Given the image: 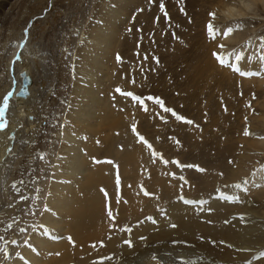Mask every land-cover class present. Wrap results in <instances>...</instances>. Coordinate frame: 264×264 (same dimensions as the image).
<instances>
[{
	"label": "rangeland",
	"instance_id": "374dc122",
	"mask_svg": "<svg viewBox=\"0 0 264 264\" xmlns=\"http://www.w3.org/2000/svg\"><path fill=\"white\" fill-rule=\"evenodd\" d=\"M223 3L225 5L229 3L232 7L243 10L246 15L240 16L241 18L226 19V12H217L219 7L224 6ZM242 3L247 5L248 1L10 0L5 8L0 10V79L1 74L6 70L5 56L12 55L10 52L18 43V37L24 36L13 59L21 63L24 57L27 66L31 68L33 81L38 84H35V88L41 86L40 101L34 103L32 100L33 103L29 108L35 110L27 117L29 124L26 129L18 133L19 135L16 134L9 139V146L7 145L4 150L6 154L4 153L1 160L5 162L0 164L3 170L5 169L2 171L3 174H0V215L3 213L9 215L7 223H0V231L4 230L6 234L0 240V257L3 259L1 256L3 252L5 258H8L5 264L12 261L17 254L20 255L23 246L29 245L31 234L38 235L35 227L37 229L39 223L41 226L40 218L48 205L46 199L51 190L49 186L54 183L53 168L50 167L58 163L59 155L66 154L62 152L64 148L62 149L61 146L65 145V141L67 142V132L74 133L69 128L73 125L69 121L73 113L78 111L85 116L86 114L83 113L87 109L88 113L91 112L90 118L93 119L94 112L98 111L95 118L99 119L100 116V119H105V110L108 112V108L113 105L110 109L111 117L106 115V119L110 117L114 125L112 129L107 130L102 119L99 122L104 126H101L99 131L87 134L83 131L79 134L74 133L78 134L76 136L78 140L80 138L79 142L85 144L93 154L92 163L86 162V164L89 163L91 168H99L98 166L107 168V177L114 186L126 184V187L135 188L139 193L141 186L142 188L147 186L146 191L153 197L145 196L143 191L140 197L154 198V200L158 197L155 193L161 189V185L157 184L166 185V181L168 185L175 186L173 189L182 186L183 193H180L185 196L190 194V191L191 194L193 192L197 194L195 189L201 187L193 189L194 186L191 187V184L222 178L225 170L221 166L231 168L232 153L235 157L234 161L239 158L237 151L233 149L247 146V141H256L249 139L253 135L244 134L245 129L250 133L255 132L256 135L264 134V127L258 123V118L264 113L260 103L264 101V93L259 98L260 92H253L256 97L253 99V94L244 92L249 83L245 81H253L254 78L259 82L260 79L244 77L233 85H227L219 79L224 69L213 55V53L233 51L242 53L244 59L240 64L246 66L247 72L260 71L264 67V62L260 59L264 56V43L260 39L264 37V6L255 3L245 9L246 5ZM161 4L164 5L163 11L160 8ZM210 12H216L217 18L214 21L209 16ZM210 21L221 26L222 29L242 22L243 29L235 32L239 34L241 41L238 39L239 43L225 42L227 40L222 34L211 40L206 30ZM109 29L113 31L114 41L107 55L99 51L93 52L92 43L99 41L100 38L103 40V35L107 37L106 32ZM220 44L225 47L220 49L218 47ZM23 50L25 52L21 57ZM213 62L215 64L211 66ZM17 65L10 67V72L9 69L7 71L12 81L13 71L20 69V64ZM98 66H101L100 69L97 68ZM95 67L96 72L94 70L91 72ZM83 87L89 88L94 94L97 93L101 100L98 107L86 105L89 101L85 97H80L81 101H73V96L76 94L74 90ZM262 88L264 90V86ZM116 89L133 93L143 101V107L131 97L121 95ZM2 93L0 96L3 95ZM148 97L161 99L164 107L172 109L183 119L177 121L172 112L164 111ZM0 98V106H2L3 96ZM34 105L36 106L33 109ZM8 110L3 117L7 127L0 132L10 129L14 114L13 111ZM185 120L192 123H185ZM19 127H23L22 124H19ZM16 131L18 129L15 127L14 134ZM141 137L143 140L140 139ZM5 138H0V143L4 140L6 145L8 137L6 140ZM165 160L169 161L168 165L164 163ZM171 161H179L183 165H198L206 171L201 173L195 168H178ZM68 162L67 165L70 164ZM250 162L248 169L241 176L244 180L238 181L239 184H244L245 190L256 169L264 165V153L257 149L253 150ZM17 169L21 172L16 176ZM141 172L146 175H141ZM114 173H118V176L117 174L114 176ZM166 173L167 178L166 175L164 176ZM77 176L80 178L81 175L77 174ZM178 176L184 180L179 181ZM171 179L174 181H170ZM13 184L16 188L12 187ZM230 184H222L217 189L221 187L227 189ZM153 185H157L159 189L150 191L154 188ZM117 191L119 193L120 190ZM256 192L258 190L248 195L256 199L257 195L254 196ZM194 194L193 196H197ZM118 199L115 197V201ZM117 216L126 218L124 213H117ZM149 220H152V217ZM8 225L11 227L9 228ZM128 229L125 227L123 231L127 232ZM51 230L44 231L47 232V239L49 236H56L53 235L54 230ZM76 242L80 245L87 243V246L76 251ZM76 242L73 246L67 241L66 252L62 250L60 251L62 254H56L51 251L44 254L42 261H45V264H82L84 257L90 255L93 264L100 262L96 258L100 248L95 251L93 249L96 247L92 245L103 242H99L98 238L88 242L82 238L81 241Z\"/></svg>",
	"mask_w": 264,
	"mask_h": 264
},
{
	"label": "bare ground",
	"instance_id": "6f19581e",
	"mask_svg": "<svg viewBox=\"0 0 264 264\" xmlns=\"http://www.w3.org/2000/svg\"><path fill=\"white\" fill-rule=\"evenodd\" d=\"M9 1L10 0H0V10L6 6ZM247 1V5L242 3L246 5L245 9L250 8V6L255 3H261L262 6H264V0ZM223 5L224 6L217 9V12H226V19H235L236 17L239 18L242 15H246L243 13V10L236 9L229 3L227 5L223 3ZM102 32H104V30ZM112 32V29H109L106 32V34H108L107 37L102 34V37L104 38L103 40L100 38L98 39L99 41L92 43L94 49L93 52L99 51L100 53L103 52L104 55H107L112 46V41H114ZM239 37V34L234 32L230 37L226 38L227 41L225 42L236 41L239 43L237 41L238 39L240 40ZM22 38L21 36L18 37V43L13 48L12 52H10L12 55L10 56L7 54L9 57L5 56L6 61L4 63L6 70L4 74H1L2 78L0 79V85L2 86L0 89V95L3 92L2 96L5 97L9 91L13 93L12 96L9 97L8 111H13L14 114L11 119V125H8L10 129L6 132H0L1 139L8 137L6 145V141L4 142V140L0 143V164L3 162L1 160L5 153L4 150L10 141L9 139L21 132V130L26 129L29 124L27 117L35 111L29 109L31 103H33V101L34 103L40 101L39 96L41 95V91L39 88L41 86L35 88L36 82L32 79L30 73L31 68L27 66L24 57L22 58L21 63L20 61L18 63V61H14L13 59L16 56V51ZM23 52L25 51L23 50L21 52V57L24 55ZM14 63L16 65L20 64V69H18V71L17 69L13 71L12 81V78L10 77L11 75H9L10 73H7V71L9 69L10 72V67L13 68V65L16 66ZM212 64L214 65L215 63L213 62L210 65L212 66ZM17 66L19 67V65ZM100 67L101 66H98L97 68L100 69ZM240 67L242 71L243 69L244 71L246 70V66L240 64ZM248 67L249 66H247V68ZM95 69L96 67L92 68L91 72L93 70L95 71ZM223 69L221 75L219 74V79L226 82L227 85H233L235 82L239 81L240 78H244L233 72L231 67H223ZM263 69L264 67L259 72L264 73ZM235 75H237V77H235ZM256 78L260 79L258 80L259 82L255 81L256 79L254 78L253 81H245V83H249L247 85L248 88L245 87L244 92H250V95L255 91L260 92L258 95L260 98L264 93L262 88L264 86V76H257ZM14 83L16 84L13 87ZM250 84L252 85L250 86ZM74 91L76 94L73 96V101H81L79 98L85 97L89 101V104L86 103V105H91L90 107L93 105V108L95 106L98 107L99 101L101 100L98 98V95H96L97 93L94 94L89 88L84 87L83 89L76 88ZM78 91H80V93ZM12 100L14 101L13 106ZM28 102H30V104H27ZM260 103H262V108L264 109V101ZM36 105L32 108L34 109ZM106 105L104 107H106ZM10 106L12 110H10ZM111 106L110 109H112ZM72 109H74V107ZM110 109L108 108V112L105 110V119L101 116L103 120L100 119V116L99 119L95 118L98 111L94 112L95 117H93V119L90 118L91 112L88 113L89 110L85 109L86 112L83 114L86 115H83L84 117L82 116V113L77 111L69 117L71 118L69 121L73 125L69 127L71 130L68 128L67 130L78 134L82 133V131L85 134L95 133L102 128L101 126H104L103 123L99 122L100 120L105 121L107 130H110L114 126L110 119ZM101 111L99 112L101 113ZM106 115L107 117L110 116L109 119H106ZM87 117L89 118L87 119ZM92 120L94 122H91ZM258 123L262 124V127H264V113L258 118ZM19 124H22L23 127H19ZM15 127L18 131L14 134ZM74 133L70 134L67 132V142L65 141V145L61 146L62 149L64 148L62 152H66V154L64 156L59 155L58 158L60 160L58 163L55 162L56 164L50 167L53 168L54 181L53 179L52 181L54 183L49 186L51 190L48 196L46 195V203L48 205H46V210L43 211V215L40 218V220H42L41 226H39V223L37 229L35 227L38 235L31 234L29 237L31 239V241L29 240V245L23 246L20 250V255L17 254L12 261L7 264H45V261H42L44 254H48L51 251L56 254H62L60 251L65 250L66 252L68 250V245L66 243V238L68 236L63 234H70L75 242L81 241L82 238L87 242L90 240L95 241L97 238L99 239V242H103L98 245L95 244L96 249L93 250L96 251L100 248L98 256L96 257L100 262L94 264H264V256H261V253H264V165L256 169L253 176L248 181L247 190L244 189V184H239L238 182L244 180L241 176L251 163L250 159L252 158L253 150L257 149L264 153V134L256 135L254 132L251 134L253 136L249 139H255L256 141H247V146H238L233 149L234 151H237L239 158H236L234 161L233 158L235 159V157L232 153V159H230L231 168H227L224 165L221 166V168L225 170V175H223L222 178L218 177V179L213 178L210 182L198 181L197 184H191V187L194 186L193 189L201 187L195 189L197 194H194L193 191L191 194L190 191L191 196L190 194L185 196V194H181L183 193L181 192L182 186H176L177 188L173 189L174 185H168V182L166 181V185L165 183L157 184L159 186L161 185V189L155 193L158 197L154 200V198L149 199L144 196L140 197L142 193L141 185V193L137 192L139 190L135 188L126 187V184L123 186H114L107 177V168L103 166H98L99 168L89 167V163L86 164V162L92 163L93 154H91L92 152L90 149L86 148L87 146L85 144L79 142L80 138L78 140V136H76L78 134L75 135ZM76 148L78 149L74 152ZM84 152L85 154H83ZM70 154L71 156H68ZM89 154H91V156H89ZM68 159H70L69 162ZM66 162L70 164L67 165ZM7 165L8 164H6V166ZM69 168L73 169L70 170ZM141 168L143 169V167ZM4 170L1 165L0 174ZM26 170L27 169L24 171L26 172ZM123 170H125V168ZM20 172L21 171L17 169L15 173L16 176L17 174L19 175ZM77 174L81 175L80 178ZM116 174L118 176V173H114V176ZM144 174L145 173H142L141 175ZM165 175V178H167V173L164 174V176ZM136 176L137 175H135V177ZM152 176L153 175H151V177ZM158 179H156V181ZM181 179L179 181H181ZM172 180L173 179L170 181ZM140 183L141 182H139V184ZM228 183L231 184L228 185L227 189L223 187L217 189L218 186ZM237 184H239L240 187H234V185ZM180 185L182 184H179V186ZM188 185L190 186L189 183ZM156 186L153 185L154 188H152V190L150 189V191L153 192V189L155 190L156 188L155 191H157L159 188ZM101 189L104 191H101ZM117 190H120L119 193ZM256 190H258V192H256L254 196L257 195V197L255 196L256 199H252L248 194ZM105 193H107V196H105ZM193 194L197 196H193ZM115 197H118L119 199L115 201ZM184 200H189L193 203L188 206L189 204L184 203ZM235 207H237V209ZM109 209L112 210V215L114 217L113 220L108 218L107 213ZM116 210L119 214H126V218L118 217ZM8 216V214L4 213L0 215V223H7L9 220ZM151 217L152 220H149ZM173 225H175V227H173ZM125 227L129 228L127 232L123 231ZM47 229H52L51 231L54 230L53 232H55V234L53 235L56 236H49L47 239V232H44ZM4 235H6L4 234V230L0 231V240ZM37 236L42 238L40 239ZM57 236H59V239H56ZM62 236H64V238H62ZM9 237L11 238L12 236ZM125 243L128 246H126ZM1 244H3V242H1ZM86 244L87 243L80 245L76 242V251H80L83 247H86ZM1 256H3V259L0 257V264L3 262V264H5V261H8V258H5L3 252ZM65 256L69 258L68 255ZM86 262L93 264V260L90 261V255L85 256L84 261H81L82 264H86Z\"/></svg>",
	"mask_w": 264,
	"mask_h": 264
},
{
	"label": "snow or ice",
	"instance_id": "6c2138e0",
	"mask_svg": "<svg viewBox=\"0 0 264 264\" xmlns=\"http://www.w3.org/2000/svg\"><path fill=\"white\" fill-rule=\"evenodd\" d=\"M150 2H152V0H150ZM161 10H164V5L161 4L160 5ZM181 11H183V9H181ZM165 16L167 18V13H165ZM209 16L212 17V21H214L217 18L216 12H210ZM212 21H210L207 26H206V30H207V34L209 36V38L211 40H215L218 36H221V34L223 35L224 38H228L230 37L234 32L242 30L244 27V24L242 22L240 23H236L235 25L232 26H225L223 27V29L221 28V26H218L216 24H214ZM261 42L264 43V37H261ZM218 47L220 49H223L225 47V45L220 44L218 45ZM214 57L217 59L218 63L223 66V67H231V70L237 74H239L240 76L243 77H257V76H264V73H261L259 71H255V72H247V71H242L241 67H240V62L244 59V56L242 53H235L234 51L232 53H225V52H221L219 54L217 53H213ZM118 62H119V57L117 58ZM145 59H147V57H145ZM261 62H264V56H262L261 58ZM133 83H135V81H133ZM117 92H119L121 95L126 96V97H131L132 100L134 102H138L142 107H143V101L135 96L133 93L131 92H121L120 89H116ZM12 92L9 91L5 97H3L2 99V106H0V131H3L4 128L7 127L6 122H3V117H4V113L7 111L8 107H9V97L12 96ZM253 99H255V94H253ZM149 100H152L154 102V104L159 105L164 111L166 112H172V115L175 116L177 121H181L183 118L181 116H179L178 114H176L172 109L166 108L164 107V102L159 99V98H153V97H148ZM249 107H251V104H249ZM122 110V109H121ZM145 111H147V108L145 107ZM185 123L191 124L192 121H184ZM245 135H251L252 133H250L247 129H245L244 131ZM141 140H143V137L140 138ZM149 147H151L149 145ZM108 163H112L111 161H108ZM165 164L169 163V161L165 160L164 161ZM171 163L176 164L178 167L181 168H195L196 171L198 172H205L206 169L200 168L198 165H183L181 164L179 161H171ZM21 184L23 183V181L20 182ZM13 188H16V185L13 184L12 185ZM234 187H240L239 184L234 185ZM101 191H104L103 189H101ZM141 191H143V194L145 196H150L151 194L147 191H144V189L142 188ZM105 196H107V193H105ZM22 199H27V197H22ZM186 204H192V201L189 200H184L183 201ZM108 218L110 220H113L114 217L112 215V210L109 209L108 210ZM8 227L10 228L11 225H8ZM173 227H175V225H173ZM56 239H59L58 237ZM68 243L75 246V242L73 241L72 237L69 236L66 238ZM130 243V242H129ZM96 245L93 244L92 247H95ZM5 254H7L5 252ZM59 255V254H58ZM261 256H264V253H261Z\"/></svg>",
	"mask_w": 264,
	"mask_h": 264
}]
</instances>
